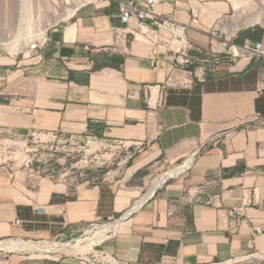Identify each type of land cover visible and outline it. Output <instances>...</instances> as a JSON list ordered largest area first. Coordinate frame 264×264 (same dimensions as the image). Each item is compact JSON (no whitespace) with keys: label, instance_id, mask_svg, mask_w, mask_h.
I'll use <instances>...</instances> for the list:
<instances>
[{"label":"crops","instance_id":"obj_1","mask_svg":"<svg viewBox=\"0 0 264 264\" xmlns=\"http://www.w3.org/2000/svg\"><path fill=\"white\" fill-rule=\"evenodd\" d=\"M121 6L122 0L87 2L52 25L44 44L18 57L0 52V125L83 132L101 123L139 147L119 180L93 186L45 179L25 187L0 183V240L38 242L127 216L135 195L121 194L116 182H136L149 164L170 168L196 150L186 168L119 219L97 250L124 264H264V124L253 123L255 114H264V90L258 89L264 65L240 57L203 81L171 72L167 40L150 25L148 39L137 38L136 23L121 21ZM150 7L189 23V39L202 49L231 11L226 0H157ZM218 30L231 43L264 46V22L231 35ZM200 187L218 195L215 204L201 200ZM240 205L245 213L231 229L228 210ZM253 226L261 232L252 235ZM56 252L0 250V264H95Z\"/></svg>","mask_w":264,"mask_h":264},{"label":"rangeland","instance_id":"obj_2","mask_svg":"<svg viewBox=\"0 0 264 264\" xmlns=\"http://www.w3.org/2000/svg\"><path fill=\"white\" fill-rule=\"evenodd\" d=\"M34 1L35 0H31L30 2L29 0L0 1V35L2 34L0 40L4 35L3 31L5 25L2 24L4 22V20H2L4 18V12L10 11L14 5L18 4L20 6L19 17L13 22L16 26L13 31L11 29L6 33V35H11H9V37H11L10 40H15L14 44L16 47L9 48L3 43V40H1L0 52L2 54L14 57L25 54L28 50L32 49L31 45L36 40L34 39V41H32L29 36L30 32L39 28L41 23L42 25L45 24L46 20L49 22V20L54 18V14L50 17L45 16L44 13L41 14L35 7L36 3H34ZM91 1L95 0L84 2L87 3ZM226 1L230 4L231 11L228 16L223 19L234 20L237 17V11L233 9L231 0ZM84 2L79 6L85 4ZM19 25L21 26L19 27ZM217 28H220V26H217ZM215 32L217 36L221 35L225 38V34L221 31L218 30ZM139 35L138 37L141 38V34ZM27 37L30 38V40H28ZM26 40L28 42L31 41L29 44L30 46H21V44L27 42ZM217 41L221 40L210 36L209 47L215 45ZM36 44H38V42ZM196 66L197 64H193L190 68L193 69ZM110 132L109 126L101 123L94 124L83 132L18 130L13 129V127L9 125H0V183L17 184L25 187L32 182L45 179L49 182L66 186H93L102 183L100 182L102 180H119L130 161L138 153L139 147L138 145H130L126 140L116 137ZM158 165L159 164H149L145 169H142V172L137 176L139 180L136 182H116L117 189L121 190V194H126L128 196L135 195L132 201L133 203L147 191L150 180L153 177L168 169L158 170ZM120 217L119 215L112 220H104L95 224L100 225L112 222ZM95 224L74 228L71 232L50 239L64 242L81 236L86 237V229L94 227ZM81 245H86V242H82ZM97 245L98 243L79 255H74L68 251H62L60 253L61 256L64 257H76L88 263L94 261L95 264H102L99 260L103 253L97 250ZM27 255L43 256L40 255V253L38 255L27 253Z\"/></svg>","mask_w":264,"mask_h":264},{"label":"built area","instance_id":"obj_3","mask_svg":"<svg viewBox=\"0 0 264 264\" xmlns=\"http://www.w3.org/2000/svg\"><path fill=\"white\" fill-rule=\"evenodd\" d=\"M145 2L146 5L144 7H139L134 0L122 1L120 13L121 21L129 27L132 25V22H137L145 26L150 25L160 33L161 37L167 40V45L170 47L167 49L166 57L170 61L172 68L171 72H174L175 70L187 72L188 74L193 75L197 80L203 81L205 76L208 73L215 71L220 64L224 62H234L240 57H254L264 65V46H262L260 42L242 44L231 43V37L220 38L217 36L215 31H218V29L214 27L210 31V36L221 41H217L215 45L210 46L207 49H202L195 46L190 41L188 36L189 23L176 21L170 13H160L151 10L150 6L153 3H156L157 0H145ZM190 16L192 22H197L198 12L196 9H190ZM46 34L43 41L32 48L44 44L46 42ZM132 34L134 33L132 32ZM174 40L178 41V43H174ZM158 46L159 45H157L155 50L156 53H158ZM193 64H197V66L191 69L190 67ZM176 80L181 85H188V82H186V79L183 77H177ZM258 89L263 91L264 84H259ZM253 123L264 124V114H255ZM197 193L201 200L208 204H215L218 197L216 193L205 194L201 187L197 189ZM244 213L243 206L241 205L231 207L228 210L230 217L229 227L231 229L238 226ZM260 232L261 229L259 226L252 227V235H257ZM111 260L123 263L106 253H103L99 261H101L102 264H110ZM158 264L179 263L173 260H164Z\"/></svg>","mask_w":264,"mask_h":264},{"label":"bare ground","instance_id":"obj_4","mask_svg":"<svg viewBox=\"0 0 264 264\" xmlns=\"http://www.w3.org/2000/svg\"><path fill=\"white\" fill-rule=\"evenodd\" d=\"M30 1L31 0H29V2ZM84 1H88V0H35L34 1V3H36L35 7L37 8L38 11H40L41 14L44 13L45 16H47V17H50L52 14H54L55 16H54V18L49 20V22H47L48 20H46V22L44 21L45 24L42 25V23H41L42 26L41 25H40V27L37 26L39 28L30 32V34L28 33L29 36L31 37L32 41H34V39H36L33 42V44L31 45V48L34 47L37 42L41 43L43 41V39L45 38V34L47 33V29H49L55 23H57L61 20L67 19L78 8V6L80 4H82ZM122 1H126V0H122ZM231 1H232L233 9L237 11L236 19H234V20H230V19L220 20L219 23L215 26L216 29L221 28L223 31H226L228 34L231 35L234 32H236V30L239 27L246 26L248 24L249 25L254 24L256 22H260V23L264 22V0H231ZM32 6H34V5H32ZM19 10H20V6L18 4L14 5L11 8V10L8 12H4V10H3V12H4L3 17L4 18L3 19L1 18V19L4 20V22L2 24L5 25V28L2 25L4 28V31H3L4 35L2 36L1 40H3V43L6 46H8L9 48L10 47L11 48L16 47L14 44L15 40H10L11 39V37H9L10 34L6 35V33L8 31H10L11 29L13 31L14 27L16 26L15 23H13V22L15 19H18V17H19V14H20ZM21 20H24V19H21ZM135 23L136 24L133 27L134 28L133 31H135L136 37L139 38L138 36H140L139 34H141L140 39L147 40L148 39V33H147L148 27L145 25H141L137 22H135ZM20 26L21 25H19V27ZM217 26H220V28H217ZM17 30H19V29H17ZM219 37L221 38L223 36L220 35ZM225 37H226V35H225ZM27 39L30 40V38H28V37H27ZM27 42L21 44V46H23V45L26 46V45H29L31 43V41L28 43ZM174 43H178V41L174 40ZM219 45H220V43H219ZM159 48H158V50H159ZM16 49H15V51H16ZM195 151L196 150H194L189 156H187L181 163L175 164L172 167L168 168L167 170L161 172L157 176L153 177L150 180V184L148 186L147 191L140 198L135 200V202L126 211L125 214H128L131 211H133L134 209L138 208L147 198H149L154 193V191L157 189V187L168 176H172V175L174 176L177 173H179L181 170L186 168L190 164ZM118 223H119V219H116L112 222L103 223L100 225L97 224L96 226H94L92 228L86 229L87 230V236L86 237L81 236V237L75 238L73 240L64 241V242L56 241V240H52V239L38 241V242L23 240V239H4V240H0V248L15 249V250L29 249L30 251L33 249H35V251L36 250H39V251L40 250L57 251V252L68 251L71 253L84 252L88 249H91L93 247V245L97 244L103 237H106V236H108V234L115 231ZM82 242H86V245H81ZM110 264H120V263L111 260Z\"/></svg>","mask_w":264,"mask_h":264},{"label":"water","instance_id":"obj_5","mask_svg":"<svg viewBox=\"0 0 264 264\" xmlns=\"http://www.w3.org/2000/svg\"><path fill=\"white\" fill-rule=\"evenodd\" d=\"M194 154H195V153H194ZM168 177H169V176H168ZM168 177H167V178H168ZM167 178H166V179H167ZM166 179H165V180H166ZM165 180L163 181V183L165 182ZM163 183H162V184H163ZM155 191H156V190H155ZM155 191H154V193H155ZM154 193H153V194H154ZM153 194H152V195H153ZM149 198H150V197H149ZM149 198H148V199H149ZM148 199H147V200H148ZM147 200H146V201H147ZM146 201H145V202H146ZM145 202H144V203H145ZM134 211H135V210H134ZM131 213H133V211H132ZM131 213H130V214H131ZM130 214H128L127 216H129ZM127 216H122V217H120L119 219L122 220V219L126 218Z\"/></svg>","mask_w":264,"mask_h":264}]
</instances>
